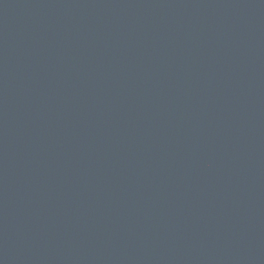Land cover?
<instances>
[{"label": "water", "instance_id": "obj_1", "mask_svg": "<svg viewBox=\"0 0 264 264\" xmlns=\"http://www.w3.org/2000/svg\"><path fill=\"white\" fill-rule=\"evenodd\" d=\"M0 264H264V0H0Z\"/></svg>", "mask_w": 264, "mask_h": 264}]
</instances>
